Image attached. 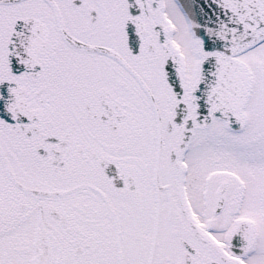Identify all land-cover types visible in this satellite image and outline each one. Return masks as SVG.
<instances>
[{
    "label": "snow or ice",
    "instance_id": "1",
    "mask_svg": "<svg viewBox=\"0 0 264 264\" xmlns=\"http://www.w3.org/2000/svg\"><path fill=\"white\" fill-rule=\"evenodd\" d=\"M0 264H264V0H0Z\"/></svg>",
    "mask_w": 264,
    "mask_h": 264
}]
</instances>
